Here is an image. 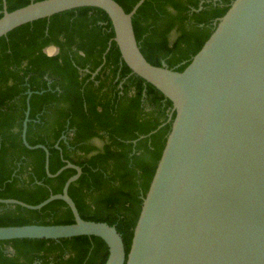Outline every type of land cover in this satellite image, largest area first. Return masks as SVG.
I'll list each match as a JSON object with an SVG mask.
<instances>
[{
  "label": "trees",
  "instance_id": "obj_1",
  "mask_svg": "<svg viewBox=\"0 0 264 264\" xmlns=\"http://www.w3.org/2000/svg\"><path fill=\"white\" fill-rule=\"evenodd\" d=\"M6 1L12 12L42 0ZM115 1L130 13L140 0ZM233 1L146 0L133 17L141 52L154 66L182 72ZM3 10L0 0V18ZM114 38L108 14L93 7L0 38V199L38 205L62 193L76 174L66 169L49 178L45 151L24 145L28 99L27 142L47 147L52 174L67 162L82 169L69 188L80 216L116 227L128 254L175 112L163 93L132 72ZM50 45L59 53L46 54ZM74 222L61 200L41 210L0 203V227ZM108 256V245L95 236L0 241V264H105Z\"/></svg>",
  "mask_w": 264,
  "mask_h": 264
},
{
  "label": "water",
  "instance_id": "obj_2",
  "mask_svg": "<svg viewBox=\"0 0 264 264\" xmlns=\"http://www.w3.org/2000/svg\"><path fill=\"white\" fill-rule=\"evenodd\" d=\"M2 1L0 38L69 10L105 11L123 60L173 103L175 117L127 254L116 227L80 216L69 188L82 169L67 162L52 174L47 147L27 142L28 100L24 145L45 151L49 178L66 169L76 174L38 205L0 203L41 210L61 200L75 222L0 227V241L95 236L109 247L105 264H264V0H234L182 72L154 66L141 52L133 17L146 0L130 13L115 0L33 1L12 12Z\"/></svg>",
  "mask_w": 264,
  "mask_h": 264
},
{
  "label": "flooded vegetation",
  "instance_id": "obj_3",
  "mask_svg": "<svg viewBox=\"0 0 264 264\" xmlns=\"http://www.w3.org/2000/svg\"><path fill=\"white\" fill-rule=\"evenodd\" d=\"M48 51H52L53 53H49ZM59 51H60L59 47H57V46H55V45H50V46H48V47H46V48L44 49V52H45L46 54H48L49 56L56 55V54L59 53ZM27 110H28V99H27ZM25 114H26V113H25ZM94 143H95V142H94Z\"/></svg>",
  "mask_w": 264,
  "mask_h": 264
},
{
  "label": "rangeland",
  "instance_id": "obj_4",
  "mask_svg": "<svg viewBox=\"0 0 264 264\" xmlns=\"http://www.w3.org/2000/svg\"><path fill=\"white\" fill-rule=\"evenodd\" d=\"M49 53H53L52 51H48ZM95 145L97 146H101L102 145V142H99V141H95Z\"/></svg>",
  "mask_w": 264,
  "mask_h": 264
}]
</instances>
